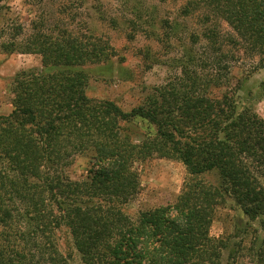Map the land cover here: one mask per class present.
I'll list each match as a JSON object with an SVG mask.
<instances>
[{
  "label": "trees",
  "instance_id": "obj_1",
  "mask_svg": "<svg viewBox=\"0 0 264 264\" xmlns=\"http://www.w3.org/2000/svg\"><path fill=\"white\" fill-rule=\"evenodd\" d=\"M179 16L194 17L189 37L204 52L182 55L179 72L129 111L85 95L78 68L108 60V44L59 27L3 43L5 53L38 55L41 67L15 74L12 109L0 115V264H71L60 233L79 264H221L224 251L225 264H264V120L228 90L241 55L264 71V0H184ZM136 119L153 136L133 137L125 125ZM77 156L89 165L74 180ZM153 157L180 162L187 180L172 204L132 218L134 165ZM207 173L215 184L198 180ZM227 203L245 227L259 226L233 244L209 235Z\"/></svg>",
  "mask_w": 264,
  "mask_h": 264
},
{
  "label": "rangeland",
  "instance_id": "obj_2",
  "mask_svg": "<svg viewBox=\"0 0 264 264\" xmlns=\"http://www.w3.org/2000/svg\"><path fill=\"white\" fill-rule=\"evenodd\" d=\"M184 0H2L0 2V56L15 57V67L0 74V115L9 114L11 81L18 70L40 68L41 60L35 54H12L2 51L3 43L24 41L34 31L46 33L68 28L78 35L92 36L108 44L113 55L100 63L86 64L78 68L87 77L85 95L97 101L114 102L124 111L139 105L152 89L163 85L177 74L182 55L201 54L204 43H192L189 34L198 31L194 17L181 18L179 8ZM165 21L167 23H165ZM223 31H230L221 24ZM171 40H163V33L170 31ZM187 33V35H186ZM168 43H167V42ZM171 42V43H170ZM170 43V44H169ZM255 59L241 55L230 69V90H236L239 104L252 107L264 120V71L253 70ZM213 95L218 92L212 91ZM138 139L153 136L154 129L148 123L136 119L125 125ZM88 158L77 156L68 168L69 176L78 180L88 169ZM139 180V192L125 207L132 218L140 212L172 204L187 180L184 166L175 160L153 157L134 165ZM203 183L215 184L217 176L207 173L198 178ZM238 219L241 221L239 222ZM245 218L227 203L214 212L209 230L214 239L239 241L244 231L258 230L257 223L244 225ZM235 225L238 227L236 228ZM260 232L259 236H263ZM234 236V238H233ZM249 236H246V243ZM246 246V245H245ZM59 249L71 255L70 263L79 264V257L70 248L63 233L59 237ZM227 252L222 253L221 264L226 263ZM245 259V264H248Z\"/></svg>",
  "mask_w": 264,
  "mask_h": 264
},
{
  "label": "crops",
  "instance_id": "obj_3",
  "mask_svg": "<svg viewBox=\"0 0 264 264\" xmlns=\"http://www.w3.org/2000/svg\"><path fill=\"white\" fill-rule=\"evenodd\" d=\"M14 60H15V57L7 58V57L0 56V74H2V72H4V71L10 70L11 68H14L16 66L14 63ZM21 71H23V70H18L16 72H14L13 75L15 76V74H17ZM10 107H11V105H10ZM11 109H12V107H11Z\"/></svg>",
  "mask_w": 264,
  "mask_h": 264
}]
</instances>
